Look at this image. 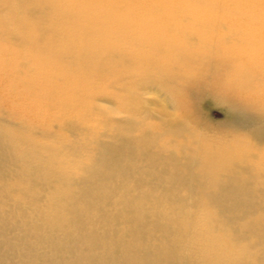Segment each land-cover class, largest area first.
Here are the masks:
<instances>
[{"label":"bare ground","instance_id":"bare-ground-1","mask_svg":"<svg viewBox=\"0 0 264 264\" xmlns=\"http://www.w3.org/2000/svg\"><path fill=\"white\" fill-rule=\"evenodd\" d=\"M0 264H264V0H0Z\"/></svg>","mask_w":264,"mask_h":264},{"label":"rangeland","instance_id":"rangeland-1","mask_svg":"<svg viewBox=\"0 0 264 264\" xmlns=\"http://www.w3.org/2000/svg\"><path fill=\"white\" fill-rule=\"evenodd\" d=\"M252 48L253 47L249 45L246 47V51L248 52ZM211 115H212L213 119H215V120L222 119L221 111L218 109H211Z\"/></svg>","mask_w":264,"mask_h":264}]
</instances>
